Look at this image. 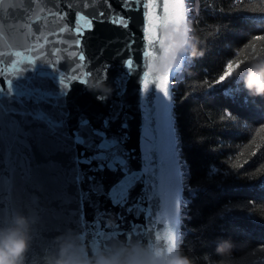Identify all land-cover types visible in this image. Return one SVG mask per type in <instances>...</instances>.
Returning a JSON list of instances; mask_svg holds the SVG:
<instances>
[{"label":"water","instance_id":"obj_1","mask_svg":"<svg viewBox=\"0 0 264 264\" xmlns=\"http://www.w3.org/2000/svg\"><path fill=\"white\" fill-rule=\"evenodd\" d=\"M72 2L67 22L43 15L38 2L40 23L0 30V237L23 217V264H170L178 255L183 183L173 84L168 95L151 85L145 91L138 70L151 0L128 9L122 0H106L111 9ZM99 10L102 20L93 15ZM84 14L94 25L83 29L79 47L74 32L55 35ZM116 16L129 20L127 29L112 22ZM158 31L163 37L172 29ZM129 32L135 41L125 50ZM187 48L174 49L168 72L156 70L169 61L163 49L151 63L143 59V70L150 64L154 77L175 81ZM81 50L87 85L70 71ZM130 51L137 63L128 70Z\"/></svg>","mask_w":264,"mask_h":264},{"label":"trees","instance_id":"obj_2","mask_svg":"<svg viewBox=\"0 0 264 264\" xmlns=\"http://www.w3.org/2000/svg\"><path fill=\"white\" fill-rule=\"evenodd\" d=\"M185 2L191 41L173 83L178 255L189 264H264V95L244 83L249 69L264 67V0ZM234 60L240 68L217 83Z\"/></svg>","mask_w":264,"mask_h":264},{"label":"snow or ice","instance_id":"obj_3","mask_svg":"<svg viewBox=\"0 0 264 264\" xmlns=\"http://www.w3.org/2000/svg\"><path fill=\"white\" fill-rule=\"evenodd\" d=\"M43 5L46 11L43 15H50L53 19L59 17L67 22V16L69 10L74 8L72 0H7V8L5 9V0H0V30L8 29L9 33L14 32L18 27L26 26L31 29L34 25H37L41 21V16L36 13L39 11L37 3ZM81 0H77L80 3ZM98 2L103 5L105 9H111V4L106 0H87V3ZM133 3H140V0H122L121 8L128 9ZM63 4V7H61ZM49 5H51L49 7ZM86 6V5H85ZM160 10L159 12L157 10ZM162 13V14H161ZM87 14L78 15L72 22V27L69 29L66 26H61L59 33L55 35H62L66 31L74 32L76 39L73 47H79L83 36V29L87 28L91 30L94 25L93 19H87ZM93 15L100 20L105 17V11L99 10L93 13ZM113 14L109 11V16ZM146 16V28L142 34L143 40L147 43L148 49L141 54V61L139 62L140 68L143 75V88L145 91L149 90L150 85L155 86L160 92L168 95L170 85L173 84V76L161 75L154 77L150 71V64L147 70H143V59L149 58L150 63L152 58L156 56L158 49H163L164 57L167 59H174V49L178 46L180 40L187 36L188 20H189V8L186 7L184 0H162V3H157L156 0L145 5ZM78 21H84L83 24H79ZM112 22L118 23L124 29L128 28L129 20L127 18H121L116 16ZM47 27V25H43ZM168 29L171 27L172 31L169 34L161 37L158 29ZM130 39L125 44V50H128L134 43L135 38L131 32L128 33ZM179 37V39H177ZM43 38V37H41ZM264 39V37H260ZM158 46V49L156 48ZM51 54V53H49ZM67 59V58H66ZM86 57L81 50L80 54L75 57V64H70V71L73 78L80 80L85 85L88 84V76L80 72V68L84 65H79L80 61H85ZM33 61L29 58V62ZM137 63L135 60L134 51L129 52V57H125L123 65L128 69H132L134 64ZM242 61H232L227 63L226 71L219 76L217 83H222L234 74V71L240 68ZM79 65V66H76ZM15 67V65H13ZM86 71H90L87 70ZM83 77V78H81ZM106 78V70L104 73L98 74V78ZM238 166V165H237Z\"/></svg>","mask_w":264,"mask_h":264},{"label":"clouds","instance_id":"obj_4","mask_svg":"<svg viewBox=\"0 0 264 264\" xmlns=\"http://www.w3.org/2000/svg\"><path fill=\"white\" fill-rule=\"evenodd\" d=\"M190 31V29H189ZM191 37L186 36L178 43L176 54L185 51V46L190 43ZM177 63L176 59H169L157 69L168 72ZM245 87L254 95H264V67L249 69L244 81ZM27 220L19 218L17 224L20 226L0 237V264H23L25 254L29 248V237L27 235ZM170 264H189L186 258L175 256Z\"/></svg>","mask_w":264,"mask_h":264}]
</instances>
